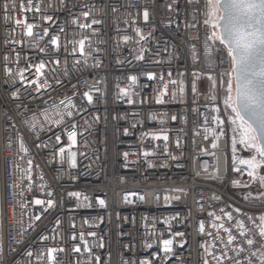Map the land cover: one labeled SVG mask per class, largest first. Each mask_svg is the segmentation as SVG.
Listing matches in <instances>:
<instances>
[{"label":"built area","instance_id":"2783aa9c","mask_svg":"<svg viewBox=\"0 0 264 264\" xmlns=\"http://www.w3.org/2000/svg\"><path fill=\"white\" fill-rule=\"evenodd\" d=\"M206 18L204 0H0V264H256L264 204L231 196L254 177L230 160L231 60Z\"/></svg>","mask_w":264,"mask_h":264},{"label":"snow or ice","instance_id":"6c2138e0","mask_svg":"<svg viewBox=\"0 0 264 264\" xmlns=\"http://www.w3.org/2000/svg\"><path fill=\"white\" fill-rule=\"evenodd\" d=\"M175 2H178V0H175ZM28 4L31 6L32 0H28ZM21 7L22 11H24L23 5ZM204 7L207 16L204 24L211 29L209 39L219 41L225 45L227 48V56L231 60V70L229 72L226 89L228 95L225 104L231 107L233 113H235L236 118L232 123L236 124L237 129L240 131L241 142L253 148L260 157L264 158V0H204ZM5 8L7 9V5H5ZM169 9H171V5H169ZM27 10L30 11L32 9L29 7ZM36 11H39V9H36ZM83 15L87 17L89 13L85 12ZM143 17L145 21L148 20L147 10L144 11ZM23 22L27 23L26 20ZM16 23L19 24L21 21L18 20ZM92 23H99V21H92ZM82 27H91V25H82ZM32 28L33 26L31 24H27V35L31 36L33 34ZM124 39L127 40L128 37H124ZM141 39H144V37L141 36ZM52 44L58 47L57 38H53ZM79 46L80 54L83 55L84 40L79 41ZM192 52L193 59H195L196 49L193 48ZM137 59H143V55L137 57ZM54 63L58 64L59 61H55ZM43 67L44 64L41 63L36 71L40 72ZM152 78L153 75L148 74V79ZM130 79L135 83L136 77L133 76ZM233 81H235V85ZM172 83H175V81H172ZM234 87L235 96L232 95ZM37 90L39 91V87ZM121 91L127 95V89ZM193 92H195V84H193ZM163 94L161 93V95ZM84 96L87 97L89 103L92 101V96L87 92L84 93ZM13 97L19 98L17 93H13ZM157 102L162 103L163 101L157 100ZM60 105H65L69 110L66 113L57 112L60 120H55L53 121L54 123H60L64 115L68 117L73 115L72 109H74L75 105L71 99L61 100ZM56 107L59 108V105ZM172 119L175 120V117ZM76 135V133H73L68 136L69 141L73 144L76 142ZM167 138L166 135L163 137L164 140H167ZM56 139L59 142L60 137ZM212 146L216 147V144ZM21 147L22 150L26 151L23 146ZM60 152L63 153L64 149L61 148ZM127 155L125 153V157ZM145 155H149V153H145ZM31 163V161H28L29 166ZM241 163L249 165L254 170L262 166L257 162L256 157H252L251 160H243ZM73 166H75L74 162ZM249 175H253V173L250 172ZM68 195L79 197L81 193L72 192ZM33 203L40 205L44 204V201L37 199ZM99 203L101 206L104 205L103 200H100ZM47 205L48 207H52L53 202L48 200ZM36 219L39 220L40 217L37 216ZM249 219L252 218L249 217ZM259 220L262 224L256 234L259 235L261 240H264V215H261ZM201 231H203V225H201ZM177 235L182 234L178 233ZM240 235L246 238L247 245L250 247L257 243L254 239L248 238V234L245 232H241ZM46 238L44 237L43 239ZM233 239V237H229V243H232ZM163 245V251L165 253L172 251L170 247L172 240H164ZM147 247H151V245ZM259 248L264 249V243H261ZM55 251V249L48 250L49 261L55 259L53 255ZM73 251L78 253L80 252V248L76 247ZM85 251L90 252L91 249L85 246ZM27 255L32 256L33 253L28 252ZM251 255L256 264H264V252H261L260 256H257L256 252H253ZM141 264H149V262L142 261ZM205 264H207V261H205ZM250 264H252L251 260Z\"/></svg>","mask_w":264,"mask_h":264},{"label":"rangeland","instance_id":"374dc122","mask_svg":"<svg viewBox=\"0 0 264 264\" xmlns=\"http://www.w3.org/2000/svg\"><path fill=\"white\" fill-rule=\"evenodd\" d=\"M218 41H214L213 43L216 44ZM227 91L222 93V101L225 105L226 112L228 116L233 121L235 117V113H233L231 107L225 104V100L227 98ZM234 96V92L232 93ZM212 97L215 100L219 99L218 93L216 88H213ZM236 129V130H234ZM229 151H230V160L235 165H247L241 163L243 160H251L252 157H256L258 163L262 166L256 168L255 170L251 168L254 177V184L251 187H235L231 191V196L237 201H247L252 202L253 199L261 200L264 199V162L259 156V154L251 147L246 145L245 143L241 142V135L239 129H237L236 124H233V128L230 134V141H229ZM166 196L171 197V201H177L175 197H179V194H175L174 192H167ZM167 205H169V201L167 200Z\"/></svg>","mask_w":264,"mask_h":264},{"label":"crops","instance_id":"0c3cea01","mask_svg":"<svg viewBox=\"0 0 264 264\" xmlns=\"http://www.w3.org/2000/svg\"><path fill=\"white\" fill-rule=\"evenodd\" d=\"M4 196V185H3V179H2V163H1V155H0V205L2 202ZM3 237V230L0 224V245Z\"/></svg>","mask_w":264,"mask_h":264},{"label":"trees","instance_id":"16d2710c","mask_svg":"<svg viewBox=\"0 0 264 264\" xmlns=\"http://www.w3.org/2000/svg\"><path fill=\"white\" fill-rule=\"evenodd\" d=\"M248 203L252 205H261V204H264V199H261V200L253 199L252 202H248Z\"/></svg>","mask_w":264,"mask_h":264},{"label":"water","instance_id":"95a60500","mask_svg":"<svg viewBox=\"0 0 264 264\" xmlns=\"http://www.w3.org/2000/svg\"><path fill=\"white\" fill-rule=\"evenodd\" d=\"M223 45V44H222ZM225 46V45H224ZM226 47V46H225ZM234 85H235V81H234ZM234 96H235V87H234ZM261 159L263 160L264 162V158L261 157ZM264 215V214H263Z\"/></svg>","mask_w":264,"mask_h":264}]
</instances>
